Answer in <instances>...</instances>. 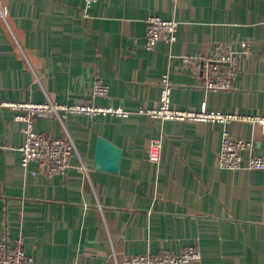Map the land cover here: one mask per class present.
Instances as JSON below:
<instances>
[{"label": "crops", "instance_id": "obj_1", "mask_svg": "<svg viewBox=\"0 0 264 264\" xmlns=\"http://www.w3.org/2000/svg\"><path fill=\"white\" fill-rule=\"evenodd\" d=\"M0 3L9 10L0 21V240L22 239L28 264H118L125 253H179L191 244L202 253L192 264H264V171L217 163L224 128L253 139L264 156V126L139 112L159 104L168 73L175 107L264 114V0H97L87 15L85 0ZM152 14L180 21L173 44L147 48ZM242 40L250 51L239 56ZM225 41L239 57L233 87L207 88L183 57ZM98 80L110 95L95 100L122 104L130 116L69 114L65 124L36 117L37 130L74 139V167L26 169V122L4 103L88 101ZM98 136L122 148L119 172L94 166ZM159 137L156 163L147 154Z\"/></svg>", "mask_w": 264, "mask_h": 264}, {"label": "built area", "instance_id": "obj_2", "mask_svg": "<svg viewBox=\"0 0 264 264\" xmlns=\"http://www.w3.org/2000/svg\"><path fill=\"white\" fill-rule=\"evenodd\" d=\"M97 0H85V14ZM8 6L0 3V21L7 19ZM148 30L146 46L153 49L159 41L173 44L178 36L180 21L176 18H165L161 14H152L147 18ZM241 51L239 56L250 51L247 40L240 41ZM183 61L193 68H200L204 77V85L212 89H230L236 77L239 57L233 44L229 41L216 42L209 50L185 55ZM173 84L168 73L161 79V95L159 104L154 107H141L139 112L159 120H181L187 122L219 123L224 127L236 120L249 121L264 126V114H238L215 109H183L172 104ZM110 85L98 80L93 84V98L88 101L74 103H59L51 100L35 101H10L4 105L13 109L17 120L26 122L25 142L20 146L22 153L21 164L37 173L40 168H45L49 173L66 174L74 167L72 160L76 154L77 146L74 139L69 136L53 137L35 128V118L48 116L66 123L69 114H84L91 117L99 115L128 117L130 110L122 104H100L96 97H109ZM163 140L154 138L148 146L147 157L159 163L162 156ZM218 166L232 170L264 171V156L255 153V141L247 138H237L229 134L224 128L221 148L218 154ZM37 164L38 168L31 167ZM80 168L89 175L88 164L81 159ZM23 240H0V264H28L32 258L23 246ZM115 255V253L113 254ZM202 257L200 249L191 244L179 253L166 251L162 254L125 253L118 264H192ZM117 260V256H115ZM77 264V263H75Z\"/></svg>", "mask_w": 264, "mask_h": 264}, {"label": "water", "instance_id": "obj_3", "mask_svg": "<svg viewBox=\"0 0 264 264\" xmlns=\"http://www.w3.org/2000/svg\"><path fill=\"white\" fill-rule=\"evenodd\" d=\"M162 42L163 41H159L158 44ZM122 153L123 150L121 147L104 136H98L94 166L100 170L119 172L122 161Z\"/></svg>", "mask_w": 264, "mask_h": 264}]
</instances>
